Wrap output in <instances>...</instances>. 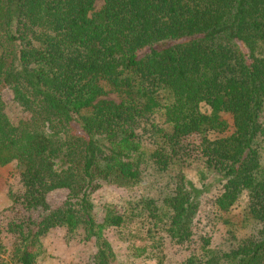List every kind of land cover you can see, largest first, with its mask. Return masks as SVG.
Segmentation results:
<instances>
[{
	"label": "trees",
	"instance_id": "trees-1",
	"mask_svg": "<svg viewBox=\"0 0 264 264\" xmlns=\"http://www.w3.org/2000/svg\"><path fill=\"white\" fill-rule=\"evenodd\" d=\"M95 1L0 0V92L11 95L0 166L17 171L11 208L39 211L0 225L11 235L0 264H36L55 228L93 244L91 264H114L104 232L133 219L151 248L179 256L157 264H264V0ZM192 164L199 186L184 175ZM206 175L219 185L217 240L194 229ZM147 177L149 193L96 222L93 191Z\"/></svg>",
	"mask_w": 264,
	"mask_h": 264
},
{
	"label": "rangeland",
	"instance_id": "rangeland-1",
	"mask_svg": "<svg viewBox=\"0 0 264 264\" xmlns=\"http://www.w3.org/2000/svg\"><path fill=\"white\" fill-rule=\"evenodd\" d=\"M102 4L101 0H96L93 5V11H97ZM0 99L6 106H10L11 95L7 90L0 92ZM103 100L117 102V98L113 94H106L101 97ZM227 120V118H225ZM228 121V120H227ZM229 124V121H228ZM230 125V124H229ZM197 140L192 137L187 141L189 148V157L191 159L197 158L198 152L196 149ZM194 164L189 165L184 169L185 178L192 183L201 184L199 177L194 169ZM16 169L13 164L0 166V225L6 227L10 221L20 222L24 220L37 219L38 212L23 211L20 208H11V203L6 197L7 187L10 183L16 180ZM212 175H206L202 180L207 191L201 196L199 211L195 220V232L198 234L211 235L217 240V232L220 227V214H218L212 206L214 197L219 193L218 181H213ZM151 182V177H147L145 182L137 188L131 189L114 187L112 185H103L97 188L91 194V202L93 205V215L96 222H101L104 207L113 206L116 211L121 212L126 206L128 200H132L141 193H149L145 190ZM212 182V183H211ZM153 191V190H152ZM66 196V191L63 189L53 190L49 192L45 201L46 204L55 208L59 206ZM244 202L242 196L238 202V209ZM38 213V215H37ZM105 238L109 243L114 254V264H157L158 256L163 255L165 259L170 261L178 260L179 256L169 246L165 244L162 247V253L152 247L148 238L143 235V228L137 219L128 222L122 229L113 231L106 230L104 232ZM156 239H154L155 241ZM11 242V235L2 232L0 236V246L9 247ZM41 254L38 257L36 264H91V259L94 253L93 244L85 242L80 239V236L75 233L72 236H66L62 229L55 228L47 232L40 238ZM147 253L139 257H135L134 248L148 246ZM167 260H165L167 262ZM175 264V263H174Z\"/></svg>",
	"mask_w": 264,
	"mask_h": 264
}]
</instances>
